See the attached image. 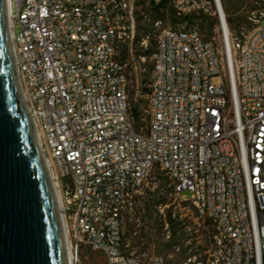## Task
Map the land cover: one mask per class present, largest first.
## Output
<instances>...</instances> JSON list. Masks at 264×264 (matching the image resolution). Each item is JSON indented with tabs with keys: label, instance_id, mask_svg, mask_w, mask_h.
Instances as JSON below:
<instances>
[{
	"label": "built area",
	"instance_id": "1",
	"mask_svg": "<svg viewBox=\"0 0 264 264\" xmlns=\"http://www.w3.org/2000/svg\"><path fill=\"white\" fill-rule=\"evenodd\" d=\"M167 2L154 23L146 108L136 125L119 58L139 0H8L23 93L59 195L71 264H169L126 249L142 189L166 177L216 228L182 264H264V10L235 35L222 0ZM211 19L205 37L198 21Z\"/></svg>",
	"mask_w": 264,
	"mask_h": 264
},
{
	"label": "water",
	"instance_id": "2",
	"mask_svg": "<svg viewBox=\"0 0 264 264\" xmlns=\"http://www.w3.org/2000/svg\"><path fill=\"white\" fill-rule=\"evenodd\" d=\"M0 264H71L57 192L18 73L8 0H0Z\"/></svg>",
	"mask_w": 264,
	"mask_h": 264
},
{
	"label": "rangeland",
	"instance_id": "3",
	"mask_svg": "<svg viewBox=\"0 0 264 264\" xmlns=\"http://www.w3.org/2000/svg\"><path fill=\"white\" fill-rule=\"evenodd\" d=\"M230 3L235 15H242L251 23L244 25L245 30L254 23L249 17L259 16L264 10V0H230ZM144 7H150L149 2L144 4L139 0L136 7L137 17L146 14ZM166 17H171V11H166ZM146 23V20L141 22L142 25ZM198 26L206 38L213 34V31L211 34L210 31L202 29L200 21ZM155 33L156 31L154 39ZM141 34L142 30L137 28L136 35ZM149 47L153 46L148 40L136 43L134 40L131 46H123L119 50L120 60L126 63L128 71L131 72L130 105L132 108L138 105L143 112L146 108L152 63L151 58H146L141 53ZM190 197L191 192L188 190L176 193L166 177L151 179L138 196L135 213L124 222L126 249L139 256L162 255L169 264L183 263L184 259L179 255L180 248L189 249L188 253H198V259L205 258L209 251L213 252L216 247L212 241V235L216 234L215 225L197 212L189 201ZM163 199H166V204L153 208L155 203ZM170 214L175 221L173 224L169 221ZM204 231H208L210 237L207 238ZM80 257L82 264H106L101 252L92 251L86 246L82 248Z\"/></svg>",
	"mask_w": 264,
	"mask_h": 264
},
{
	"label": "trees",
	"instance_id": "4",
	"mask_svg": "<svg viewBox=\"0 0 264 264\" xmlns=\"http://www.w3.org/2000/svg\"><path fill=\"white\" fill-rule=\"evenodd\" d=\"M144 4L148 1L150 4V7H144L145 10V15H139L137 17L138 20V25L137 28L142 30L141 35H136L135 36V43L138 41H144L148 40L151 46L148 49L144 50L141 54L145 56L146 58H151L152 55L156 51L157 47V39H156V33H155V39H154V31H155V26L154 23L157 20H166V11H171V17H173V11L170 7H168L167 2H162L159 4H155L152 0H141ZM222 4L224 7V10L226 12L227 16V22L229 29L231 32H233L235 35H240L242 29L244 28V25L246 23H250L246 17H243L242 15H235V11L233 10V6L230 3V0H222ZM148 22L146 25H142L141 22L145 21ZM201 28L205 29L207 31H210L212 34L213 31V22L211 19H203L200 21ZM251 24V23H250ZM201 30V29H200ZM134 42V41H133ZM132 113L135 117L136 125L140 126L142 124L141 118L143 117V111L140 109L138 105L134 106L133 108L131 107ZM166 204V199L160 200L157 203H155L153 208H156L159 205H164ZM151 209V206H149ZM171 214L169 215V221L171 224L175 222L173 219H171ZM205 236L208 238L210 235L208 234V231H204ZM213 234L212 238H214ZM125 239V237H124ZM214 242V239L212 240ZM173 246H178L177 244H173ZM179 247V246H178ZM180 248V247H179ZM189 249L185 248H180L179 255L183 259H187L191 256L197 255L198 253L192 252L188 253Z\"/></svg>",
	"mask_w": 264,
	"mask_h": 264
},
{
	"label": "bare ground",
	"instance_id": "5",
	"mask_svg": "<svg viewBox=\"0 0 264 264\" xmlns=\"http://www.w3.org/2000/svg\"><path fill=\"white\" fill-rule=\"evenodd\" d=\"M57 197L59 198V195L58 194H57ZM58 201H59V199H58ZM59 205H60V201H59ZM68 253H69V257L71 258V255H70V252H69V246H68Z\"/></svg>",
	"mask_w": 264,
	"mask_h": 264
}]
</instances>
